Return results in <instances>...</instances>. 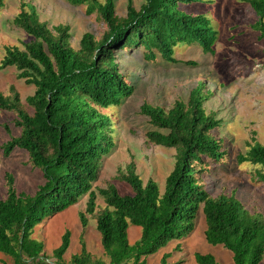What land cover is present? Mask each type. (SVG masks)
<instances>
[{"label":"trees","instance_id":"trees-1","mask_svg":"<svg viewBox=\"0 0 264 264\" xmlns=\"http://www.w3.org/2000/svg\"><path fill=\"white\" fill-rule=\"evenodd\" d=\"M64 1L84 5L86 14H97L106 27L99 38L84 31L73 48L67 24L48 27L32 4L20 0L11 22L28 38L20 48L5 46L0 59L1 68L12 66L16 77L33 87L24 103L12 85L6 95L0 93V110L14 113L12 124L18 129L17 135L1 144L2 155L23 151V164L39 170L42 179L33 193L17 192L12 174L4 175L0 253L9 261L1 264H146L147 256L191 233L199 211L206 244L228 250L232 264H264V216L247 210L232 194L213 196L204 188L202 175H208L215 164L227 163L229 152L215 134L222 120L204 109L209 95L203 82L168 107L139 105L149 125L146 141L174 149L162 188L152 178L143 182L132 159L117 167L112 178L125 183L129 194H120L112 181L92 188L102 159L113 146L109 117L99 109L119 105L133 91L131 75L119 67L115 53L140 49L145 60L160 57L166 63L195 66L193 60H176L174 47L196 43L203 53L213 52L216 31L210 20L189 11L207 0H143L138 8L126 0L124 16L114 13V0ZM240 1L255 13L251 27L264 39V0ZM250 141L245 152L233 159L236 164H253L258 178L264 180V145L253 133ZM84 195V208L77 213L79 252L63 257L69 244L65 230L59 244L45 253L43 243L32 236L34 227ZM97 195L101 207L95 203ZM88 217L94 221L106 259L85 248L82 234ZM128 224L139 227L132 243L127 239ZM169 255L162 254L158 264L179 263L167 262ZM193 259L196 264H218L208 252H194Z\"/></svg>","mask_w":264,"mask_h":264},{"label":"rangeland","instance_id":"rangeland-1","mask_svg":"<svg viewBox=\"0 0 264 264\" xmlns=\"http://www.w3.org/2000/svg\"><path fill=\"white\" fill-rule=\"evenodd\" d=\"M22 1L32 4L39 20L48 27L67 24L70 30L69 43L73 48L77 47L84 31L99 38L106 29L96 13H85L84 5L72 6L64 0ZM142 1L132 0V4L138 8ZM19 3L20 0H0V59L5 46L20 48L21 41L28 38L11 22L19 10ZM125 3L126 0H114V13L117 16H124ZM189 11L207 16L216 31L212 53H203L196 43L174 47L173 56L176 60H193L195 66L180 62L166 63L160 57L153 61L145 60L140 49L119 50L115 53L119 67L131 75L127 79L131 80L133 91L119 105L99 109L109 117L113 146L103 157L92 188H103L108 181H112L120 194H129L130 188L125 183L112 178L117 167H123L130 159L143 182L152 178L162 188L164 177L172 167L174 149L146 141L144 133L149 125L147 118L139 113V105L146 102L168 107L174 99H185L193 86L203 82L209 95L203 103L204 109L213 111L222 120L215 134L224 140L229 152L227 163L215 164L208 175H202L204 188L213 196L219 193L232 194L247 210L264 216V180L258 178L257 167L247 162L236 164L233 159L237 153L245 152L252 133L253 138L264 145V39H259L258 32L251 27L256 15L248 4L240 0H207L190 6ZM9 85L17 90L22 103L24 97L33 91L31 85H26L16 77L12 66L0 67V93L6 95ZM13 118V112L0 110V198L5 195V173L12 174L17 192L33 193L42 182L39 170L23 164L26 159L23 151L14 149L6 157L2 155L1 144L10 135L18 134V129L12 124ZM4 125L8 127L7 131ZM85 200L86 195L34 227L32 236L43 243L45 253L50 254L59 244L65 230L69 231V244L63 257L79 252L81 227L77 213L83 210ZM95 203L99 207L103 206L98 195ZM194 222L191 233L147 256L146 264H158L164 253H170L166 258L169 263L196 264L194 252H208L218 264H232L228 250L219 245H208L204 241L205 226L200 211ZM138 235L139 227L128 224V242L132 243ZM82 238L87 251L106 259L94 221L89 217ZM2 261L9 259L0 253V264Z\"/></svg>","mask_w":264,"mask_h":264}]
</instances>
